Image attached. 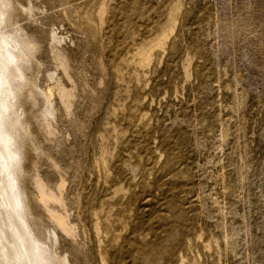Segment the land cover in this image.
Here are the masks:
<instances>
[{"label":"rangeland","instance_id":"obj_1","mask_svg":"<svg viewBox=\"0 0 264 264\" xmlns=\"http://www.w3.org/2000/svg\"><path fill=\"white\" fill-rule=\"evenodd\" d=\"M30 1L68 264H264V0Z\"/></svg>","mask_w":264,"mask_h":264},{"label":"bare ground","instance_id":"obj_2","mask_svg":"<svg viewBox=\"0 0 264 264\" xmlns=\"http://www.w3.org/2000/svg\"><path fill=\"white\" fill-rule=\"evenodd\" d=\"M22 19L34 27L39 25L31 1L0 0V194L5 187L2 168L7 164L14 168L20 201L18 212L6 211L0 195V264H32L37 253L43 264H68V253L62 252L58 245L54 247V241L58 242V227L71 237L74 229L67 214L57 212L53 207L55 204H51L65 205L61 194L65 182L59 184L56 192L49 187L39 167L43 158L53 162L54 151L60 148L55 132L57 113L53 92L57 91L66 107L70 106L73 92L58 83L55 70L45 75V81L51 85L42 87L39 80L44 63L38 57L41 40L36 32L39 30H26L27 26L21 24ZM63 39L62 35L52 31V50L60 46ZM54 58L55 66L66 69L62 50L54 52ZM69 114L68 109L66 115ZM33 124L44 136L49 135L46 147ZM52 165L56 166L55 163ZM36 201L46 208L48 217L55 223L53 226L43 218L44 213L38 211Z\"/></svg>","mask_w":264,"mask_h":264},{"label":"clouds","instance_id":"obj_3","mask_svg":"<svg viewBox=\"0 0 264 264\" xmlns=\"http://www.w3.org/2000/svg\"><path fill=\"white\" fill-rule=\"evenodd\" d=\"M2 171L5 180V187L2 194H0L2 195L3 207L6 211L13 210L18 212L20 210V201L18 198L19 185L14 175V168L10 165L5 164L2 168ZM32 264H43L42 258L39 253H37L36 258L32 262Z\"/></svg>","mask_w":264,"mask_h":264},{"label":"water","instance_id":"obj_4","mask_svg":"<svg viewBox=\"0 0 264 264\" xmlns=\"http://www.w3.org/2000/svg\"><path fill=\"white\" fill-rule=\"evenodd\" d=\"M25 25V24H24ZM27 26V25H26ZM27 29H28V26H27ZM65 108H67L68 109V107H66L65 106ZM34 126H35V124H33ZM33 126V127H34ZM35 130H36V133L38 134V135H42V136H44L41 132H40V130L38 129V127L36 128V126H35V128H34ZM45 137V136H44ZM32 156L34 157L35 156V154H32ZM58 232H59V230H58ZM58 245V242H55L54 241V247H56Z\"/></svg>","mask_w":264,"mask_h":264}]
</instances>
